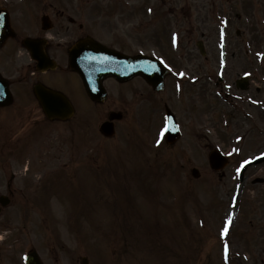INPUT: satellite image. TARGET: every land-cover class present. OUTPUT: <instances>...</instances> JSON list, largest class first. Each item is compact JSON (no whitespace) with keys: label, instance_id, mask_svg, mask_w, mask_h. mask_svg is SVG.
Here are the masks:
<instances>
[{"label":"rangeland","instance_id":"obj_1","mask_svg":"<svg viewBox=\"0 0 264 264\" xmlns=\"http://www.w3.org/2000/svg\"><path fill=\"white\" fill-rule=\"evenodd\" d=\"M44 1L49 12H55L54 8H61L63 4L62 0H43L41 3ZM172 1L166 0L165 6ZM30 2L23 7L24 10L36 6ZM197 3L200 9L198 12L194 9L196 19L192 18L193 22L184 23L183 27L188 28L195 40L206 41L208 58L199 54L196 43H167V38L157 36L155 29L150 33L157 43L149 44L161 53L164 48H168L170 54L172 47L178 48L174 51L175 58L185 54V58L175 61L177 64L172 62L175 71L183 70L189 62L190 65L194 62L193 66L197 67L194 69L201 71V77L210 71L217 79L220 33L224 30L227 56L225 82H232L246 72L250 76V91L240 99L235 97L237 107L224 104L218 96L219 89L214 85L210 91L203 81L197 85L200 86V95L187 98L192 97V93L185 94L186 101L182 96L179 103H175L176 98L164 95L150 101L153 105L148 103L145 107L146 99L133 106L137 107L135 113L144 109L142 113L147 117L144 124L139 125L141 129L134 132L129 144L119 137L104 139L89 122L91 114L79 113L67 123L50 126L43 120L41 112L35 111L28 121L21 122L25 128L24 135L37 134L34 136L38 139H33L36 147L33 146L32 151L55 157L56 162L60 160L61 164L71 163L72 159V170L75 166L78 169L79 163L85 161L82 159L87 152L102 154V159L98 161L100 167H94L95 164L88 161V165L82 163L83 167L76 173V180L83 190L75 188L78 196L83 194L81 199L86 204V213L83 212L86 215L81 216V228H71L70 232H82L83 227L87 231L84 253L88 254L89 264H226L218 236L221 225L229 218L233 219V231L225 240L231 244L227 264H264V181H253L255 177L264 179V163L250 166L245 171L244 181L237 175L241 161L257 154L255 148L251 149L254 139L264 147V135L256 132L257 128L264 129V113L256 105V99L261 94L264 97V0H198ZM41 11L39 9L38 12ZM95 11L96 8H93L92 12ZM157 11L161 14L163 10ZM168 23L162 25L166 28V37L170 33ZM187 46L192 53L185 52ZM187 56L193 59L188 62ZM194 69H189L190 73ZM174 80L173 75L170 77L172 86ZM258 88H261L260 94H257ZM249 98H256L255 104ZM190 99L193 100L191 105L188 102ZM164 101L175 107L185 132L169 148L156 138L161 127ZM245 112L253 115V119H246ZM220 114L224 116L220 117ZM127 120L128 117L125 122ZM9 129L10 133L15 132L14 127ZM207 146L218 148L230 156L228 165L220 173L209 166ZM73 149L81 154L84 151L80 159L72 155ZM49 161L54 162V158ZM39 166L32 176L29 166L21 172L40 184L43 171ZM139 166L150 170H141ZM194 167L200 171L197 178L191 175ZM141 182L145 187L141 188ZM58 184L63 187L65 181L60 180ZM240 194L242 204L238 209L232 208L229 204L232 196ZM81 199L78 198L79 201ZM52 200L56 203L53 205L55 210L63 209L65 212L69 209V203H61L57 194ZM56 227L52 229L54 234ZM77 237L72 236L74 258L80 254Z\"/></svg>","mask_w":264,"mask_h":264},{"label":"flooded vegetation","instance_id":"obj_2","mask_svg":"<svg viewBox=\"0 0 264 264\" xmlns=\"http://www.w3.org/2000/svg\"><path fill=\"white\" fill-rule=\"evenodd\" d=\"M82 3L85 7L80 5V17L73 13L75 6H73L71 0L67 1L68 8L66 9L54 8L53 16L50 14L53 23L50 28H46L42 24L41 16L30 18L26 14H19L18 19L14 17L13 25L16 34L13 38L8 39L5 45L0 47V71L6 75L9 67L8 60L10 59L12 68L14 64H17L16 72L18 73L16 76L8 77L14 93V102L7 106H0L2 118L7 117L11 111V116L17 118L18 122H22L25 113L30 114V112L40 111V106L35 100L33 93V87L38 81L60 90L64 88L62 86L64 85L74 92L71 79L56 73L64 69V65L68 61L70 46L81 37L89 34L90 22L99 28L106 43H127L129 49L137 43L138 38L141 39V43H157L152 39L150 33L154 29L158 32V34L156 32L157 36L163 37L162 30L164 28L162 25L164 24V11L167 9V6H165L166 0H147L143 12L142 9L137 7V4L129 7H118L117 0H107V11L100 13L92 12V9H89L88 0H83ZM43 6L47 9L46 1L43 2ZM157 9L163 10L162 13L160 14ZM159 14L160 17H158ZM26 37L37 38L39 40L38 43H41V48H43L42 52L53 59L59 65V68L37 72V62L32 59L31 52L23 44V40ZM181 43L186 42L182 41ZM187 43H190V41H187ZM134 80L118 82L114 79H107L105 81L107 89L110 87L115 93V99L110 104L112 106L109 109L127 110L130 105L127 91H130L135 85ZM236 90L237 92H242V90ZM200 92V90H195L193 98L198 96V94L200 95ZM69 94L73 96L71 93ZM228 95L229 93L226 94V98ZM75 105L76 109L86 106V104L79 103H75ZM9 139V142H13L14 146L11 150L0 151V191H6L10 197L7 205H0V233L3 226L6 227L8 225L9 218L14 217V212H10L9 209L23 205V199L16 193L34 188L32 181L21 172L25 164L26 153L21 150L20 143L15 141L18 138L10 136ZM1 143H5V141ZM17 216L23 218L19 212ZM56 236L61 240L66 239L65 233H56ZM24 237L25 233L22 231H13L0 237L3 238L0 243L2 248L0 264H23L21 254L25 249ZM34 248L40 252L45 264H50L44 254L45 251L50 252L52 249L47 242V238L36 237V241L31 246V249ZM67 257L68 259H65L66 264H72L69 252Z\"/></svg>","mask_w":264,"mask_h":264},{"label":"water","instance_id":"obj_3","mask_svg":"<svg viewBox=\"0 0 264 264\" xmlns=\"http://www.w3.org/2000/svg\"><path fill=\"white\" fill-rule=\"evenodd\" d=\"M47 108L48 109H50V108H52V109H54L55 107H53L50 103H48L47 104ZM48 109H46V112H47V114L49 115V116H56V115H63V111H61V110H48ZM107 135H112L113 134V130H112V128H111V125H109V124H105L104 126H103V129H102ZM175 138V137H174ZM220 157L217 155V153H212L211 154V156H210V160H211V163H212V165L214 166V167H220V159H219ZM218 160V161H217ZM195 174H197L198 175V172H197V170H194L193 171Z\"/></svg>","mask_w":264,"mask_h":264},{"label":"snow or ice","instance_id":"obj_4","mask_svg":"<svg viewBox=\"0 0 264 264\" xmlns=\"http://www.w3.org/2000/svg\"><path fill=\"white\" fill-rule=\"evenodd\" d=\"M167 131H168L167 127H165L164 129H162V131H161V133H160L161 138L164 136V134H165ZM157 143L159 144V143H160V140H158ZM228 223L231 224V220H229ZM223 231H224V234H227V232H228V228L226 227Z\"/></svg>","mask_w":264,"mask_h":264}]
</instances>
